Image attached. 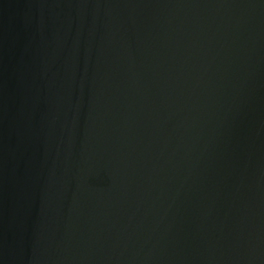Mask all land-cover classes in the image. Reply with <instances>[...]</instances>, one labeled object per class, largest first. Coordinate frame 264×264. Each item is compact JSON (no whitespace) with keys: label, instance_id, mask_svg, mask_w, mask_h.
Here are the masks:
<instances>
[{"label":"water","instance_id":"95a60500","mask_svg":"<svg viewBox=\"0 0 264 264\" xmlns=\"http://www.w3.org/2000/svg\"><path fill=\"white\" fill-rule=\"evenodd\" d=\"M0 264H264V0H0Z\"/></svg>","mask_w":264,"mask_h":264}]
</instances>
